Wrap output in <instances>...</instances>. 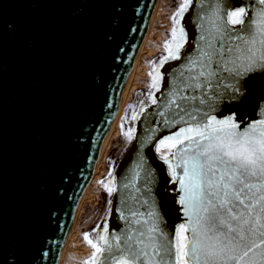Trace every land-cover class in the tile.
<instances>
[{
  "label": "water",
  "instance_id": "water-1",
  "mask_svg": "<svg viewBox=\"0 0 264 264\" xmlns=\"http://www.w3.org/2000/svg\"><path fill=\"white\" fill-rule=\"evenodd\" d=\"M213 2L204 0L205 8ZM154 3L0 0V264H57ZM245 3L251 6L252 0ZM199 13L200 0H193L182 21L188 33L182 59L160 69L164 79L155 92L157 104L144 107L134 139L113 168L117 192L107 221L110 232L125 227L120 210L126 197L138 195L121 184L134 169L141 171L136 186L144 182L137 169L141 158L156 178L153 197L160 214L169 227L183 222L171 191L178 185L170 182L154 144L178 130L160 125L157 112L179 82L174 79L179 66L199 47ZM261 99L250 92L239 101H224L215 115L234 113L243 127L260 118Z\"/></svg>",
  "mask_w": 264,
  "mask_h": 264
},
{
  "label": "snow or ice",
  "instance_id": "snow-or-ice-1",
  "mask_svg": "<svg viewBox=\"0 0 264 264\" xmlns=\"http://www.w3.org/2000/svg\"><path fill=\"white\" fill-rule=\"evenodd\" d=\"M192 4L178 0L163 44L166 55L150 64L152 105L164 79L160 69L182 59L188 43L182 21ZM200 5L199 47L179 66L174 78L179 82L157 112L160 125L178 130L154 144L170 182L178 185L171 191L183 222L169 227L160 214L153 197L156 178L141 158L143 184L136 186L141 171L135 169L121 184L138 194L126 197L120 210L125 227L110 232L105 224L95 236L84 233L93 251L81 264H264V99L256 105L260 118L243 127L234 113L215 115L224 101H239L250 92L264 96V0H252L251 6L245 0L239 5L214 0L207 8L200 0ZM144 112L142 103L131 119ZM121 127L132 141L134 129ZM108 177L99 183L112 196L115 177L111 171Z\"/></svg>",
  "mask_w": 264,
  "mask_h": 264
},
{
  "label": "rangeland",
  "instance_id": "rangeland-1",
  "mask_svg": "<svg viewBox=\"0 0 264 264\" xmlns=\"http://www.w3.org/2000/svg\"><path fill=\"white\" fill-rule=\"evenodd\" d=\"M178 0H161L159 2V14L154 17L148 40L145 43L144 53L142 54L139 66L135 69L132 90L129 94V99L126 107L123 110L121 117L118 120V132L113 134V137L108 145L106 154L101 159L97 175L92 180L88 193L82 202L80 214L75 223V231L71 237L68 247L65 251L61 264H81L82 261L89 258L92 254V248L83 240V234L94 229L98 221L103 220L107 215L111 196L104 190L100 181L109 179V171H113L115 164L121 158L130 142L122 134L123 130L129 128L134 129L135 121L131 119L133 111L139 113L141 104L143 107L151 102L148 99L149 83L151 71V62L158 61L162 55H166L163 51V44L166 39H169L172 22L170 17L176 11ZM132 102V103H131ZM133 104L130 112L129 104ZM127 111V115L126 112ZM218 118V117H217ZM224 118V117H223ZM90 232V231H89ZM91 252V253H90ZM87 254H90L87 256ZM87 256V257H86Z\"/></svg>",
  "mask_w": 264,
  "mask_h": 264
},
{
  "label": "bare ground",
  "instance_id": "bare-ground-1",
  "mask_svg": "<svg viewBox=\"0 0 264 264\" xmlns=\"http://www.w3.org/2000/svg\"><path fill=\"white\" fill-rule=\"evenodd\" d=\"M161 0H155V3L153 5V8H152V11H151V14L149 16V19H148V22H147V26H146V30H145V33H144V36L141 40V43L138 47V50L136 52V55L133 59V62H132V65H131V68L127 74V77L125 79V83H124V87H123V91H122V95H121V99H120V102L118 104V107L116 109V112H115V117L113 119V121L111 122L110 126H109V129L106 133V136L104 138V141L101 145V148L99 150V153H98V156H97V159L95 161V164H94V167H93V171H92V174H91V177L89 179V182L85 188V191L82 195V197L80 198L78 204H77V207L75 209V213H74V216L70 222V225L68 227V231L66 233V236H65V239H64V243L62 245V248H61V252H60V255H59V259L57 261V264H61V261L63 259V256L65 254V251L68 247V243L71 239V237L73 236V233H74V227H75V223L77 221V218L80 214V211H81V208H82V202L84 201V199L86 198L87 196V193H88V188L92 182V180L95 178V176L97 175V172L98 169H99V165L101 163V159L102 157L104 156V154H106V150L108 148V145L110 144V141L113 137V134L118 132V120L119 118L121 117L122 113H123V110L124 108L126 107L127 105V102H128V99H129V94L131 91H133L132 89V84H133V78H134V72H135V69L139 66V62H140V58L142 56V54L145 52L144 49H145V43H146V40H148V36H149V32H150V27L152 26V22L154 20V17H156L157 14H159V2ZM91 253V252H90ZM90 254H87V256H89ZM86 256V257H87Z\"/></svg>",
  "mask_w": 264,
  "mask_h": 264
},
{
  "label": "flooded vegetation",
  "instance_id": "flooded-vegetation-1",
  "mask_svg": "<svg viewBox=\"0 0 264 264\" xmlns=\"http://www.w3.org/2000/svg\"><path fill=\"white\" fill-rule=\"evenodd\" d=\"M132 103V102H131ZM129 104V108L128 109H130V112H131V110H132V106H133V104ZM151 104V103H150ZM131 106V107H130ZM111 199H112V196H111ZM110 207H111V202H110ZM110 207H109V210H108V213H107V215L103 218V220H102V222H101V220L100 221H98V223L94 226V229H91V230H89V231H87V233H90V234H92L93 236H95L96 235V232L94 231V230H97V231H101L102 232V230H103V226L105 225V224H107V221H108V217H109V213H110ZM98 226H99V229H98ZM92 251H93V249H92Z\"/></svg>",
  "mask_w": 264,
  "mask_h": 264
}]
</instances>
